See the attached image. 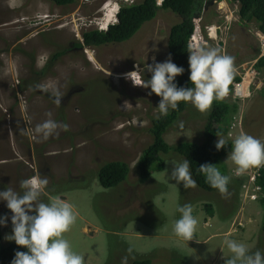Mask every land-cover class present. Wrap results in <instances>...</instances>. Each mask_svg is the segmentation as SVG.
<instances>
[{"label":"rangeland","instance_id":"obj_1","mask_svg":"<svg viewBox=\"0 0 264 264\" xmlns=\"http://www.w3.org/2000/svg\"><path fill=\"white\" fill-rule=\"evenodd\" d=\"M114 1L120 6L141 0L127 3L78 0L73 6L56 8L49 23L40 26V30L45 31L36 33L37 44L24 46L25 53L37 56L36 77L28 76L29 59L13 52L14 47L20 46L18 42L26 39H22L23 32L16 35L0 33V40L4 42L0 43V112L5 119V142L8 141L10 146L5 132L7 127L14 134L15 148L26 158L27 151L34 149L36 143H42L43 147L51 144L53 150H59L47 155L45 159L49 167L43 174L48 175L50 182L47 187L53 191V196L57 195L73 206L77 218L65 238L72 250L84 257V264H105L107 260L110 264H129L135 258L147 255L151 257L152 264H225L226 259L232 256L224 243L226 239L244 243L250 254L256 252L263 220V211L258 204L261 194L248 185V171L236 174V166L228 157L225 160L228 176L243 183L239 193L240 209L225 222L218 219V211L214 217L206 213L205 201L213 203L207 192L196 186L187 190L182 183L171 180L172 164L181 162L175 156L166 159L162 171L152 172L151 180L145 185L138 183L137 162L151 142L148 129L151 118L160 114L157 108L160 97L154 93L149 95L151 89L134 87L124 75L136 70L138 64L143 69V78L151 79V73L146 71L147 65L153 64V58L157 63L168 59V35L180 18L170 11L161 10L126 42L99 48L85 47V57L71 52L72 42L81 41L85 30L95 29L98 21L103 19L101 9ZM238 10L239 5L228 0L214 1L203 7L194 19L201 37L197 47L216 48L220 54L234 57V77H239L244 86L249 85L248 97L242 100L224 98L236 106L227 138L234 140L244 132L264 143V122L261 124L264 121V65L258 69L254 66L256 60L264 56L263 45L256 36L259 25L254 21L242 22ZM211 27H216L214 38L208 31ZM6 36L13 38L7 39ZM54 53H59V57L50 63V68L45 67L40 73L39 69L48 61V56L53 58ZM90 53L95 58L91 62L87 60ZM30 81L42 91H31L29 95L21 92L20 100L13 99L8 89H16L18 85L22 90L33 89L27 85ZM79 85H85V91L68 97L70 89ZM57 93L65 101V104L61 103V109L54 101ZM46 95L52 97V105ZM19 101L24 102L23 113L21 105L20 108L16 106ZM45 104L51 109V119L67 126L66 130L63 127L58 129V134L51 135L49 140L36 131L37 124L30 115L34 106L39 108ZM6 110L12 116L5 115L3 111ZM211 110L212 107L209 112L201 113L189 103L164 134L165 141L170 145L202 142ZM20 113H26L22 121ZM45 120L44 115L36 117V121ZM22 126L25 130L22 137H18ZM41 153L38 156L44 158ZM111 161L125 162L129 173L121 184L102 188L98 169ZM10 172L13 184L15 171ZM161 185L165 186L162 192L158 187ZM153 188L157 194L152 192ZM251 194H255V200L250 199ZM213 195L221 204L234 202L232 190L227 195ZM3 203L5 201H0L1 206ZM187 203L193 206V215L198 220L191 241L182 240L173 233L174 222L181 215L177 208ZM213 204L217 207L215 202ZM3 211H7L8 217L3 244L15 243L5 239L12 234V213L8 208ZM23 249L27 252L26 248ZM131 254L135 256L129 260Z\"/></svg>","mask_w":264,"mask_h":264},{"label":"clouds","instance_id":"obj_2","mask_svg":"<svg viewBox=\"0 0 264 264\" xmlns=\"http://www.w3.org/2000/svg\"><path fill=\"white\" fill-rule=\"evenodd\" d=\"M117 13L118 11L116 15ZM188 54L192 87L178 88L174 83L175 78L182 75L184 69L175 65L171 56L163 63H157L153 58V64L147 65L146 69L151 73V79L143 78V69L138 64L135 66L136 70L126 73L124 78L130 80L134 87L151 89L149 95L154 93L160 97L157 108L163 116H167L170 109L177 110L180 102H189L201 113H207L215 100H223L228 96L235 73V59L220 54L219 49L203 46L192 48ZM61 99L57 93L55 103L61 104ZM47 115L49 118L36 128L45 139L58 134L61 127L67 129L66 125L62 126L51 119V113ZM219 136L217 133V150L225 145V140ZM228 159L236 166L238 175L253 168H260L264 166V143L241 132L232 142ZM172 165L171 180L182 183L185 188L196 186L188 159ZM199 171L205 175L211 187L222 194H228L230 177L222 174L216 165H200ZM48 183L47 176L35 174L20 181L22 194L11 186L0 191V201H5L12 213V234L5 239L15 241L18 247L27 249V252L17 251L11 264H84V257L74 252L65 238V234L76 222L77 216L73 206L59 196L48 195L45 191ZM41 196H47L48 202L41 201ZM177 211L181 215L174 222V235L185 241L193 240L198 226V220L193 215V206L184 204L178 206ZM7 220V216L0 217V225L7 226ZM224 243L232 253L225 264H264V254L259 250L250 254L242 242L226 239Z\"/></svg>","mask_w":264,"mask_h":264},{"label":"trees","instance_id":"obj_3","mask_svg":"<svg viewBox=\"0 0 264 264\" xmlns=\"http://www.w3.org/2000/svg\"><path fill=\"white\" fill-rule=\"evenodd\" d=\"M53 7L67 8L73 6L78 0H47ZM214 1L219 0H141L131 4L121 5L116 15L117 21L108 26L106 30L89 29L82 33L81 41L76 43L78 47L99 48L109 44H119L130 40L145 24L152 21L159 11H170L179 16L180 20L174 24L168 35V55L172 62L178 67H182L184 72L174 80L177 87H192L190 82L189 51L191 50L190 40L194 33L195 16L201 9ZM231 3L239 5L238 15L242 22L254 21L259 25L258 31L264 32V0H228ZM56 55L55 57H57ZM264 65V56L256 60L255 68L258 69ZM240 78L234 77L229 91L234 83H239ZM85 88V86H83ZM189 102H180L177 110H169L167 116L159 114L152 117L148 133L151 137L150 144L141 152L137 162L138 183L144 184L151 180L152 172H159L165 168L166 159L175 156L182 162L184 159L190 161V170L192 178L196 181V187L199 190L207 192L213 203L205 201L204 208L209 217H214L216 211L219 212L218 219L225 222L236 214L240 209V189L242 180L234 179L228 184V193L233 191L234 202L230 205L220 203L212 194L221 193L219 190L210 186L206 177L199 171L200 165H216L222 174L228 176V168L225 163L226 158L232 149L233 140L227 138L229 125L232 115L236 111V106L223 100H215L212 104V110L208 114L207 123L203 131V140L200 143L180 142L175 145L168 144L164 139V134L178 120V117L185 111ZM254 121V120H253ZM257 119H255L256 123ZM263 120L261 124H263ZM247 123V122H246ZM249 129V127H248ZM250 130V129H249ZM256 130H259L258 128ZM225 140L224 148L217 150L216 143L218 138ZM129 173L128 165L123 161L106 162L98 169V180L102 188H113L127 179ZM155 185V184H154ZM255 185L260 189L258 204L263 211V220L261 223V233L258 237V250L264 253V167L260 169ZM160 192L165 189L161 185ZM187 190H190L187 188ZM151 191V190H150ZM154 194L156 191L152 190ZM190 193V192H189ZM47 203V199L43 198ZM208 199V198H204ZM210 200V199H209ZM189 204V203H187ZM240 205V206H239ZM150 209V208H149ZM224 210V213L222 211ZM150 212H153L152 210ZM221 212V213H220ZM7 215V211L0 214V217ZM0 225V264H11L17 251L25 252L23 248L18 247L16 243L3 244V235ZM260 247V248H259ZM129 260L135 256L130 255ZM105 264H110L109 260ZM112 264V263H111ZM129 264H152L149 255L135 258Z\"/></svg>","mask_w":264,"mask_h":264},{"label":"crops","instance_id":"obj_4","mask_svg":"<svg viewBox=\"0 0 264 264\" xmlns=\"http://www.w3.org/2000/svg\"><path fill=\"white\" fill-rule=\"evenodd\" d=\"M56 8L57 7H53L50 4V2H48L47 0H0V33L3 35L4 34L16 35L21 32H23L24 34L29 29L33 30V33H32L33 37H31L30 40L28 41L31 44L35 45L37 44L36 33L40 30V26H42L43 24L49 23L50 18ZM23 34H22V37H23ZM6 38L8 39V38H13V37L6 36ZM15 41H13L12 44ZM22 42L23 43L27 42V40L26 39L22 40L20 44ZM0 43L4 44L2 40H0ZM20 96H23V94L18 93L17 94L18 99L16 98V100H20L19 99ZM23 104H24L23 101H19V104L17 105V107L19 108L21 105L22 113H23V106H24ZM0 111H1V108H0ZM26 113L25 114L20 113L21 121H22L23 115H26ZM48 113H51V109L49 107L47 108V104H45L43 106H39V108H36L34 106L30 115L34 118L35 123L39 125L43 121H36V117L44 115L46 116V119H48L49 118V116L47 115ZM0 130L2 133V135L0 136V191H4L6 187L11 186L15 190L21 192L22 194L23 189H20L19 187L20 181L23 179H27L35 174H39L42 177L48 176L45 173H44L45 175L43 174V172L46 171L49 167L48 166L49 163L47 159L45 158L47 157V155L54 154L58 152L59 150L57 149L53 150V148L50 147L51 144H46L45 145L46 147H43L42 143H36V145H34V149H29L27 151L28 158H26V156H23L21 152L17 148H15L14 134L12 130L7 127L5 128V132L7 133L6 135L9 137L10 146L8 144V141L5 142L3 124ZM22 130H24V126H22L18 137H22V133H23ZM36 139L38 138L36 137ZM48 140H49V137H48ZM40 151H42L41 155H43L44 158H41L40 156H38L40 155ZM3 155H6L5 156L6 158H4ZM10 170L15 171L14 176L16 180L14 178L13 184L11 183L13 181V178L11 179L9 176L10 173H12L10 172ZM6 173H8V176L7 175L5 176ZM45 191L48 193V195L53 196V191L48 190V187L46 188ZM43 198H46L48 201L47 196H41L40 198L41 201L44 200ZM5 208H7L6 202L3 203L2 206L0 205V213H3L4 212L3 210ZM84 229L85 228L82 229L83 232H84ZM86 229H91V227L86 228ZM1 232H2L3 240H4V226L3 225L1 226ZM90 234H92V232Z\"/></svg>","mask_w":264,"mask_h":264},{"label":"flooded vegetation","instance_id":"obj_5","mask_svg":"<svg viewBox=\"0 0 264 264\" xmlns=\"http://www.w3.org/2000/svg\"><path fill=\"white\" fill-rule=\"evenodd\" d=\"M44 31L45 30L41 29L40 30V33H43ZM32 33H33V30H30L29 29L27 32L24 33L22 39L23 38H26V40H30V38L33 37ZM20 42H18V43H20ZM21 44H20V46L14 47L13 52L14 53H17L19 56L25 55L29 59V66H30V68H31L32 71L30 70V68H28V76H30V77H32V76L36 77V75H37V73H36L37 72V69L35 67H36L37 56H35V55L33 56L32 53H25V50L26 49L24 48V46L30 45L31 43H29V41L28 42H24V43L22 42ZM71 47H72L71 52L73 51L77 55H82L83 57H85V55H84L85 54V49H84L85 47H78V46H76V43H73V42L71 44ZM62 54L63 53L60 52V55H62ZM56 55H58V56L55 57ZM58 57H59V53H54L53 58L52 57L50 58L48 56V58H47L48 61L44 63V65L42 66L41 69H39L40 73L44 70L45 67L50 68V63L52 61L53 62L56 61V58H58ZM31 81H33V80H31ZM31 81H30V83H27V85L33 86V89H29L28 88L27 90H22L19 85L17 86L16 89H8V91L10 92V95L13 97V99H16L17 98V94L18 93L22 94L21 92L29 95V93H31V91L32 92L42 91L41 89H38L34 84H32L33 82H31ZM83 86H85V85H79L78 87H75L74 89H70V91L68 92V97L71 98V97L76 96L77 94L85 91V88L86 87L84 88ZM11 87H14V85L11 84ZM45 98L47 99V101L50 99L49 104L52 105V97H50L49 95H46ZM55 99L56 98H54V101H55ZM66 99H67V96H66ZM61 103H62V105L65 104L64 98L61 99ZM16 106H17V103H16ZM58 106L61 109V104H59ZM3 112H4L5 115L8 114L9 116H12V114H9V111L8 110L3 111ZM4 123H5V119L3 118V114L0 112V127L2 126V124L4 125ZM24 130H25V128H24ZM24 130H22V131H24Z\"/></svg>","mask_w":264,"mask_h":264},{"label":"built area","instance_id":"obj_6","mask_svg":"<svg viewBox=\"0 0 264 264\" xmlns=\"http://www.w3.org/2000/svg\"><path fill=\"white\" fill-rule=\"evenodd\" d=\"M129 1H131V0H126V2H129ZM104 7H105V5H104ZM105 10H106V8H105ZM105 15H106V12L104 13V16ZM104 16L102 18H104ZM102 25L103 24L101 22H98L95 29L101 31V26ZM107 28L108 27H105L104 30H106ZM197 32H198V30L195 27L194 33L191 36V40H190L191 49L194 48V47H197V42H200V40H201V37H200V35ZM215 33H216V30H215ZM256 36L260 40L261 45H263V51H264V32H260V31L257 30L256 31ZM260 57H262V56H260ZM243 84H244L243 82L234 83L233 84V89L231 91H229V94H228V96L226 98H232L234 100H242L245 97H248L249 96V91H248V88H249L248 86L249 85L244 86ZM263 167L264 166H262L260 168L250 169L248 171V173H247L249 175L248 185L253 187V191H255V190L256 191H260L259 187L255 185V182H256V179H257V177L259 175L260 169L263 168ZM249 197H250V199L255 200V194H251Z\"/></svg>","mask_w":264,"mask_h":264},{"label":"bare ground","instance_id":"obj_7","mask_svg":"<svg viewBox=\"0 0 264 264\" xmlns=\"http://www.w3.org/2000/svg\"><path fill=\"white\" fill-rule=\"evenodd\" d=\"M119 1H122V2H125L126 0H119ZM116 1H114V2H111V3H106V5H105V7L104 8H102L101 9V12H102V15H101V17L102 16H104V13L106 12V15L104 16V18L103 19H101L100 21H98V22H101L102 21V26H101V30H104L105 29V27H108V26H110L111 24H113V23H115L116 22V12L118 11V9H119V4L117 3H115ZM7 4V3H6ZM105 8H106V10H105ZM216 29V27H211V28H209L208 29V31H210V36H211V38H214V37H216V33H214L215 30ZM214 36V37H213ZM89 56H90V58H87V60L89 61V62H91V60H94L95 58L93 57V54H89ZM96 61V60H95ZM95 61H93L92 63H95ZM125 76V75H124ZM119 78H123V77H119ZM247 78L245 77V80H246ZM244 80V81H245ZM243 177V176H242Z\"/></svg>","mask_w":264,"mask_h":264}]
</instances>
